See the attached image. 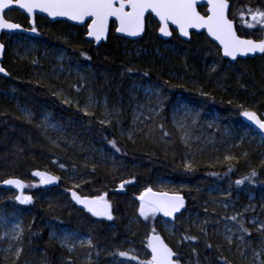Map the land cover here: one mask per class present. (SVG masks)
Listing matches in <instances>:
<instances>
[{"label": "trees", "instance_id": "obj_1", "mask_svg": "<svg viewBox=\"0 0 264 264\" xmlns=\"http://www.w3.org/2000/svg\"><path fill=\"white\" fill-rule=\"evenodd\" d=\"M227 1L228 16L235 20L238 34L260 40L264 0ZM198 9L205 14L204 6ZM5 18L32 29L33 38L64 50L76 61L90 65L94 73L85 81L71 76L69 99H64L34 73L37 65H42L37 57L31 60L9 57L4 40L7 35L1 37L5 45L3 68L8 77L0 76V193L6 199L14 198L13 184L23 182L27 184L25 190L30 200L23 221L21 252L8 261L0 257V264H113L112 259L120 258L122 239L142 240L151 231L164 237L178 264H245L239 254L227 252L214 238V226L232 221L241 227L246 239L256 244L253 240L256 234L239 222L235 209L247 202L249 192L254 193L256 203L264 197L262 153L252 142L238 147L231 159H224L215 148L201 145H196L188 155L170 119L169 107L179 95L207 108H216L224 120L232 117L237 124L244 125L241 112L246 106L258 103L259 107L252 110L261 116L264 52L262 56L232 63L234 70H230L226 66L229 62L204 33H191V39L184 41L172 30V36L165 41L157 33L158 24L150 17L141 39L130 41L116 36L112 23L106 43L98 46L86 39L84 27L61 21L49 23L43 16H36L31 25L18 9L7 11ZM47 25L51 29H46ZM134 43L144 52L136 53ZM165 43L173 44L176 50L164 49ZM134 75L159 84L169 97L160 114L150 122L147 135L128 139L120 133L118 121L111 119L110 123H104L85 113L81 92L89 88L96 98H106L110 110L124 115L123 102ZM169 75L179 79L170 82ZM12 95L34 113L39 108L46 109L55 124L65 130L68 146L50 145L42 136L37 119H26L17 111ZM114 117L119 118L115 114ZM261 146L264 147V141ZM100 152L114 156L112 162H98ZM92 156L96 158L89 159ZM70 166L83 176L81 181L64 178L61 171ZM48 178L53 179L50 187L43 180ZM161 181L170 184L162 185ZM44 188L52 194L48 201L39 198ZM216 188L230 190L231 207L204 211L202 204L210 199L209 195L216 196L213 191ZM68 189L76 190L84 200L107 202L108 211L98 217L86 207L88 203L83 206L72 203L67 198ZM147 189L182 194L185 211L199 216L197 226L176 223L175 235L169 236L157 224L160 216L154 219L137 216V198ZM184 208L176 219L185 212ZM48 223L86 231L90 242L68 253L48 237ZM260 235L264 236V227ZM86 254L90 261L77 259Z\"/></svg>", "mask_w": 264, "mask_h": 264}, {"label": "rangeland", "instance_id": "obj_2", "mask_svg": "<svg viewBox=\"0 0 264 264\" xmlns=\"http://www.w3.org/2000/svg\"><path fill=\"white\" fill-rule=\"evenodd\" d=\"M261 27L263 31L259 42L264 47V24H261ZM45 28L51 29L48 25ZM71 35H75V31H72ZM64 37L67 38L66 35ZM4 38L9 49V57L30 60L37 57L38 62L42 65H37L34 73L39 79H44L46 85L52 88V92L64 99H69L68 80L71 76L83 81L93 76L94 70L90 65L76 61L68 56L64 50L54 47L40 38H33V36L18 33L8 34ZM132 47L136 53L144 52L138 44L134 43ZM163 48L176 50V47L171 43H165ZM226 66L230 70H234L232 63L229 62ZM133 78L128 85L127 95L123 102L124 115H118L119 112L110 110L106 98H96L89 88H84L81 92L83 111L95 115L104 123H110L111 119L118 121L117 125L120 133L128 139H132L135 135H147L151 125L150 122L160 114L164 108L165 100L169 97L168 92L154 81L144 79L141 75H134ZM177 79L179 78L175 75H169L167 78L170 82L177 81ZM11 101L23 117L29 120L37 119L38 124L42 126L41 134L48 140L50 145L55 147L68 146L65 130L55 124L46 109L39 108V111L34 113L27 106L20 105L14 95L11 96ZM256 106L259 107L258 103L244 107L241 112V119L245 112L254 111L252 109ZM260 111L262 112L261 116L257 111L254 112L264 120L263 106H260ZM169 113L170 119L178 131L180 141L187 149L186 154H190L196 145H201L203 147L208 146L210 149L215 148L220 151L224 159H231L234 157V152L243 143L255 142L256 147L262 153V160L264 161V147L261 146L264 139L244 122V125L237 124L232 117L224 120L216 108H207L200 102L188 101L179 95L170 104ZM114 114L119 118L116 119ZM92 158L96 157L92 156L89 159ZM113 158L114 156H106L102 152L97 154V161L103 164L111 163ZM61 173L67 180L81 181L83 179V176L76 168L71 166L61 171ZM49 180L48 178L47 181ZM161 184L170 183L161 181ZM26 187L27 184L23 182L14 183L13 188L16 191V196L11 199L4 198L2 193H0V257L5 261L17 258L22 249L20 239L23 221L28 212L27 203L30 200V195L25 190ZM213 191L216 196L209 195L210 199L202 204L204 211H214V208L217 207H231L232 201L228 198L229 189L219 190L216 188ZM210 193L211 191L208 194ZM51 195L49 189L44 188L39 198L41 201H48ZM67 198L69 199V196ZM253 198L254 193L249 192L247 202L241 203L235 209V216L240 223L247 226L248 231H253L256 234L253 239L256 244L245 238L239 225L228 220L221 221L219 225L214 226L213 235L219 243H222L227 252L239 254L240 259L245 264H264V236L260 235L264 227V197L259 198V203L254 202ZM85 201L88 203L86 207H88L89 211L98 217L103 216V214H106L105 211H108V203L101 201V199L94 202ZM136 215L149 219L160 216L154 207L140 201L138 202ZM160 218L157 224L169 236L175 235L176 223H190L193 227H196L199 223L198 214L188 211L183 212L179 218H175L172 221L164 220L161 216ZM47 234L50 239L54 240L58 246L68 253H74L76 248L90 242L86 231L62 227L54 223H48ZM146 236L142 240L122 239L123 245L121 246L120 258L112 259L114 261L113 264H143L145 261L150 263L149 253L147 254L145 251L147 248ZM77 259L87 262L90 261V256L86 254ZM22 264L34 263L23 262Z\"/></svg>", "mask_w": 264, "mask_h": 264}, {"label": "water", "instance_id": "obj_3", "mask_svg": "<svg viewBox=\"0 0 264 264\" xmlns=\"http://www.w3.org/2000/svg\"><path fill=\"white\" fill-rule=\"evenodd\" d=\"M203 6L205 14L198 9ZM10 9L22 12L31 25L36 16H43L50 22L65 21L84 27L86 39L95 46L106 43L112 23L116 36L130 41L141 39L146 31V19L150 17L157 22V33L163 40L172 36L171 30L184 41L191 39V33H204L231 63L263 54L260 42L238 35L228 16L230 3L227 0H0V76L5 78L8 73L3 68L2 35H34L32 29L5 18ZM242 120L264 139V120L256 112H245ZM52 183L53 179L46 182L48 187ZM67 194L72 203L78 206L85 203L76 190L68 189ZM137 199L154 207L167 221L178 216L185 204L180 193L153 189L143 191ZM146 247L150 264H178L174 250L160 233H148Z\"/></svg>", "mask_w": 264, "mask_h": 264}, {"label": "flooded vegetation", "instance_id": "obj_4", "mask_svg": "<svg viewBox=\"0 0 264 264\" xmlns=\"http://www.w3.org/2000/svg\"><path fill=\"white\" fill-rule=\"evenodd\" d=\"M48 20V19H47ZM147 20V19H146ZM49 21V20H48ZM233 22H234V24H235V28H236V23H235V20H232ZM61 22H65V21H61ZM53 23V22H52ZM66 23H68V22H66ZM157 23V22H156ZM236 31H237V29H236ZM171 32H172V30H171ZM237 33H238V31H237ZM240 37H242V38H250V39H253V40H256V39H254V38H251V37H245V36H242V35H240V34H238ZM256 41H258L259 42V40H256ZM263 46V45H262ZM263 52H264V47H263ZM263 55V54H262ZM236 61H238V60H236ZM44 180V182H46L47 180L46 179H43ZM86 203V202H85ZM84 203V204H85ZM83 204V205H84ZM82 205V206H83Z\"/></svg>", "mask_w": 264, "mask_h": 264}, {"label": "bare ground", "instance_id": "obj_5", "mask_svg": "<svg viewBox=\"0 0 264 264\" xmlns=\"http://www.w3.org/2000/svg\"><path fill=\"white\" fill-rule=\"evenodd\" d=\"M147 249V248H146Z\"/></svg>", "mask_w": 264, "mask_h": 264}]
</instances>
